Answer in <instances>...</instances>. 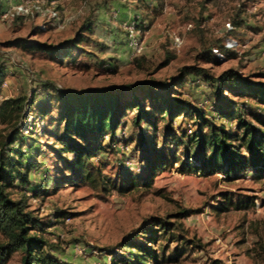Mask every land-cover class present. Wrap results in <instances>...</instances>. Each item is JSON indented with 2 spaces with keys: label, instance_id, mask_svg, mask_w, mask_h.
<instances>
[{
  "label": "rangeland",
  "instance_id": "374dc122",
  "mask_svg": "<svg viewBox=\"0 0 264 264\" xmlns=\"http://www.w3.org/2000/svg\"><path fill=\"white\" fill-rule=\"evenodd\" d=\"M17 1L0 0V67L5 69L0 78V102L19 95L35 96L34 112H29L26 122L35 133L21 134L16 146L23 143L27 161L35 162L29 173L31 181L41 183L49 172L56 179V189L36 196L16 182L11 192L15 198L26 194L28 209L45 223L39 234L48 241L47 249L72 264H128L122 258L127 250L119 244L162 218L181 224L174 234L182 239L160 240L163 237L157 234L152 247L159 260L149 258L145 264H264V178L255 169L231 174L188 169V162L203 156L201 147L190 141L196 130L191 116L168 122L158 114L155 127L146 121L137 126L133 122L136 110H129L112 146L108 137L98 139L104 149L94 163L106 183L101 186L65 180L72 172L66 169L53 135L59 131L58 103L51 101V112L45 118L33 117L53 96L50 84L79 90L148 78L171 83L183 66L204 68L215 77L234 68L245 77L264 81V0H40L45 6H58L60 19L38 15L6 18L4 14ZM89 22L92 31L85 34L90 42L73 47L75 60L70 62L49 51L25 49L17 42L28 39L58 45L76 37ZM132 33L139 37L140 53L130 46ZM175 36L182 38L180 46L175 44ZM229 38L237 42L230 59L215 50L223 52L220 46ZM166 60L169 63L162 66ZM176 90L177 96L202 109L218 125L242 134L237 120L223 119L216 112L219 97L211 82L189 74ZM223 92L234 102L247 104L245 120L261 127L253 112H264V106L254 98ZM147 104L153 111L152 101ZM10 127L0 117V136ZM241 149L249 156L246 148ZM143 177L149 178L148 183ZM109 178L118 187H112ZM133 178H141L138 185ZM226 195L234 202L245 201L246 207L218 209ZM186 210L189 215L180 218L178 213ZM136 240L146 241L141 236ZM4 241L0 232V242ZM176 251L178 259L169 261ZM21 256L22 252H14L6 264H19Z\"/></svg>",
  "mask_w": 264,
  "mask_h": 264
},
{
  "label": "trees",
  "instance_id": "16d2710c",
  "mask_svg": "<svg viewBox=\"0 0 264 264\" xmlns=\"http://www.w3.org/2000/svg\"><path fill=\"white\" fill-rule=\"evenodd\" d=\"M17 19L25 18L23 16ZM38 31H42L40 26ZM92 31L89 23H85L77 36L65 40L58 45H50L38 41L23 39L17 41L20 46L32 51H49L52 55H58L63 61L75 60L71 54L73 47L82 42H90V36L85 34ZM14 43V42H13ZM222 53L227 57L234 58L235 53L225 44H221ZM169 63L163 62L162 66ZM5 69L0 67V78H3ZM189 74L202 76L206 81L212 83L215 94L219 97L216 112L223 119L238 121L242 134L228 130L224 124L218 125L216 121L208 116L202 109L194 107L188 100L177 96L176 85L182 83ZM49 96L46 103L39 106L34 118L46 117L51 112L50 103L55 100L58 103L59 117L57 128L59 131L53 133L57 149L62 160L66 163V169L72 172V176H65V180L71 183H93L104 185L102 182V171L94 163V158L104 149L100 138H109L112 146L117 137V130L123 126V120L129 110H136L133 118L135 125L139 126L146 121L155 127L158 114L161 118H167L172 122L177 117L191 116L195 119L196 130L190 141L198 144L203 152L195 162H188V169L204 173L225 172L237 173L242 169H255L259 178H264V112L259 109L253 112V116L261 127L253 126L245 120L247 104H238L224 96L225 91L239 97L254 98L259 105L264 106V81L245 77L234 68L224 70L218 76L210 75L206 69L197 66H183L179 76L172 78L171 83L163 80L148 78L136 83L121 86H108L102 88L68 89L49 85ZM35 96L29 98L26 95L9 97L0 102V117L10 127L9 131L0 136V232L5 236V241L0 242V264H6L12 254L16 251L22 252L19 264H72L64 261L48 249V241L39 234L43 230L44 222L29 210L28 197L12 196L11 189L18 186L27 187L34 195L41 196L54 191L56 179L49 172L41 183H34L29 178V173L35 162L27 161L26 151L23 143L20 147L16 143L21 134L35 133L33 127L26 124L29 112H34ZM152 101V109L149 110L148 101ZM227 103L224 106L223 103ZM35 125V124H34ZM30 138L34 139L32 136ZM237 143V144H236ZM246 148L249 156L243 154L241 148ZM210 150L207 154L206 150ZM74 155L68 160L63 155ZM156 168V167H155ZM74 175V176H73ZM76 176V177H75ZM77 178V179H75ZM141 178H133V183L138 185ZM145 183L149 178L143 177ZM112 187H118L116 180L108 179ZM123 184V183H122ZM119 186L122 189L123 185ZM220 210H229L232 205L237 208L246 207L245 201L234 202L231 196L226 195ZM189 211L179 212L180 218L186 217ZM58 215H68L63 211H57ZM181 224H175L166 219H155L148 226L141 227L136 234L124 239L119 247L127 250V256H122L128 264H145L149 258L159 260V253L152 246L157 241L159 234L164 240L171 242L181 241L174 229ZM141 236L146 241L139 242L136 237ZM150 243V245H148ZM164 251H165V247ZM185 252V247L180 248ZM137 251V252H136ZM180 252V253H181ZM179 252H175L168 260L178 259ZM122 255V254H121ZM176 255V256H175Z\"/></svg>",
  "mask_w": 264,
  "mask_h": 264
},
{
  "label": "built area",
  "instance_id": "2783aa9c",
  "mask_svg": "<svg viewBox=\"0 0 264 264\" xmlns=\"http://www.w3.org/2000/svg\"><path fill=\"white\" fill-rule=\"evenodd\" d=\"M48 16L51 17L55 20L60 19V10L58 6L52 5V6H45L44 2L40 0H18L17 3L15 4L13 10L7 12L4 14L6 18H16L18 16H23V17H32V16ZM230 25V24H229ZM175 44L177 46H180L183 43V40L180 36H175ZM139 37L137 34H131L130 36V46L132 49L135 51V53H140L141 49H139ZM237 45L236 40L233 38H229L225 46L227 48H233L234 46ZM217 53H219V56L225 58V55L220 52L218 49H215ZM137 51V52H136Z\"/></svg>",
  "mask_w": 264,
  "mask_h": 264
}]
</instances>
